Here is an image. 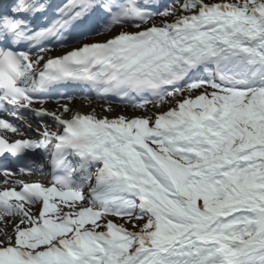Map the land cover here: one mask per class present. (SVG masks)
Instances as JSON below:
<instances>
[{
  "label": "snow or ice",
  "instance_id": "snow-or-ice-1",
  "mask_svg": "<svg viewBox=\"0 0 264 264\" xmlns=\"http://www.w3.org/2000/svg\"><path fill=\"white\" fill-rule=\"evenodd\" d=\"M0 264H264V0L0 3Z\"/></svg>",
  "mask_w": 264,
  "mask_h": 264
},
{
  "label": "bare ground",
  "instance_id": "bare-ground-1",
  "mask_svg": "<svg viewBox=\"0 0 264 264\" xmlns=\"http://www.w3.org/2000/svg\"><path fill=\"white\" fill-rule=\"evenodd\" d=\"M103 38V37H102ZM47 106V105H46ZM50 110H55L56 106H47ZM70 107H73L74 109L80 110L84 113H88L92 110V108H95L97 115L99 116H107L108 118H113V116H119V115H126L128 114V117H133L135 115H142L138 114V111H134L132 108H120L116 112H105L103 110L104 105L102 103H97L94 100H91V106H85V101L84 100H74ZM36 127V126H35ZM32 135H35L34 131L32 132ZM71 159V157H70ZM33 180H40L42 176H35L33 175Z\"/></svg>",
  "mask_w": 264,
  "mask_h": 264
},
{
  "label": "rangeland",
  "instance_id": "rangeland-1",
  "mask_svg": "<svg viewBox=\"0 0 264 264\" xmlns=\"http://www.w3.org/2000/svg\"><path fill=\"white\" fill-rule=\"evenodd\" d=\"M163 110V109H162Z\"/></svg>",
  "mask_w": 264,
  "mask_h": 264
}]
</instances>
